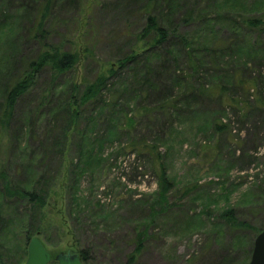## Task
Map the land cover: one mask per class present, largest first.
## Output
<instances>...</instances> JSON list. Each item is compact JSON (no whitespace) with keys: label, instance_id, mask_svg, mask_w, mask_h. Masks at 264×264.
Masks as SVG:
<instances>
[{"label":"rangeland","instance_id":"obj_1","mask_svg":"<svg viewBox=\"0 0 264 264\" xmlns=\"http://www.w3.org/2000/svg\"><path fill=\"white\" fill-rule=\"evenodd\" d=\"M22 1L0 0V68L7 82L15 79L17 67L23 68L40 51L53 47L76 50L83 58L54 85L60 90L61 84L74 83L78 96L85 84L93 82L99 72L106 74L108 66L132 48L140 54L138 69L131 63L117 64V73L106 82L113 89L119 83L126 88L104 90L108 93L101 97H120L121 104L111 113L117 120V133L102 152L105 159L91 162L85 171H81L78 146L87 144L86 135L91 140L104 134L103 121L95 124L91 120L95 105L78 106V125L63 150L54 144L59 143L64 113L39 124L31 117L25 122V114L34 115L37 97L49 86V68L39 73L33 90L17 100L0 132V168L5 176L0 180V191L8 182L11 189L20 190L15 181L22 187L32 172L35 181L43 175L41 188L48 194L45 205L36 210L34 219L28 216L25 224H32L31 238L36 235L42 240L51 264H57V254L79 249L86 250L88 264H217L225 257H232V264L242 263L245 253L237 240L242 236L248 242L264 229V31L248 29L243 20L264 11L253 5L258 0H246L247 7L236 9V33L229 27L232 17L212 0H183L174 15L175 31L148 53L138 49L143 25L139 13L145 0H51L48 10L41 9L44 0H34L30 3L33 14L46 12L47 33L42 39L31 34L27 22L22 26ZM164 12L158 16L159 23L168 26ZM182 37L191 43L188 49L183 47ZM148 40L143 42L150 45ZM175 43L183 53L178 59L171 51ZM203 46L211 53H205ZM85 47L93 53L88 55ZM198 60L202 66L193 68L191 63ZM146 68L153 72L155 86L151 89L143 77ZM199 86L208 91L223 86L226 96L239 102L232 107L220 92L199 91ZM165 87H172L173 100L163 103L161 98L159 103L155 94ZM191 93L198 99L187 103L189 97H185ZM28 123L32 124L33 137L28 136L25 143L20 128ZM215 123L224 125L223 129L216 130ZM144 142L156 146V158L150 153L140 156L131 149ZM159 167L176 182L168 191V203L163 205L166 210L148 222L150 207L160 208L154 202ZM76 184L77 195L83 199L77 216L71 212L78 208L71 197ZM185 185L189 191L182 194ZM0 207V217L9 219L6 224L20 232L17 225L30 204L8 194L0 198ZM227 209H233L237 221L247 226L228 223L221 216ZM196 215L201 219L193 222V229H187L186 219ZM142 231L147 234L141 249L129 262L128 255L138 246L137 233ZM22 232L15 235L21 245ZM13 246L7 245L9 251L0 247V264H12L17 258Z\"/></svg>","mask_w":264,"mask_h":264},{"label":"trees","instance_id":"obj_2","mask_svg":"<svg viewBox=\"0 0 264 264\" xmlns=\"http://www.w3.org/2000/svg\"><path fill=\"white\" fill-rule=\"evenodd\" d=\"M38 2L39 0H35ZM146 5L142 7V10L140 11L139 15L143 19V25L140 28L139 32V44L142 45L138 49L143 50L144 52L148 53L154 47H160L164 42H166L170 37L169 32L170 31H175L174 29V19H175V13L179 11V7L181 4H183V0H145ZM213 5L219 7L220 9H223V12L228 16L232 17L230 19L229 27L233 30L235 27H238L237 23L235 22L236 17L234 16L237 14L236 9H241L247 7L249 3L246 2V0H212ZM260 0L256 1L253 3V5H258L264 8V0L263 4L259 3ZM23 5L25 6V14L23 17L20 19V22L22 26L24 25V22H27V27L31 26V34L36 37V35L40 36V39L44 38L47 31L44 29V15L46 12H40L39 16H36V14H33V11L30 9V3L34 2V0H23ZM51 0H44L43 3H41V9H46L48 10V7L50 6ZM154 6V7H153ZM156 6V8H155ZM159 10V12H158ZM166 11L168 17V22L169 25L165 26V24L162 22L161 25L159 23V15H162V12ZM41 11V10H40ZM42 13V14H41ZM165 13V12H164ZM164 17V15H163ZM162 17V18H163ZM224 19V18H221ZM244 23L248 25V29H256L259 31H264V11L254 13L252 15H246V17L243 19ZM173 26V28H172ZM209 27L211 28V31H213V25L211 22H209ZM172 29V30H169ZM238 32L237 29L233 30V33ZM144 39H149L148 44L146 45L145 41L143 42ZM182 45L184 48H187L191 46L190 42H187L186 37H182ZM144 43V44H143ZM193 47H191L192 49ZM188 49V48H187ZM202 49H204L205 53H211L209 47L203 46ZM232 50V48H231ZM84 51L87 52L88 55H91L93 52H90L88 47L84 48ZM172 52L176 53V56L178 58L182 57V50L177 49L176 43L172 46ZM170 51V52H171ZM194 51V48L192 49V52ZM213 52V51H212ZM215 51L213 52V57L214 60L215 58ZM154 55V54H151ZM139 51L135 49H131V52L126 55L121 56L119 59H117V62L114 64H110L107 68V73L105 74L104 72H99L97 76L95 77V80L93 82L87 83L84 85V90L80 95L77 96V93L75 94L76 86L74 83L70 84H61V89L57 90L56 83L58 78L60 77H66V74L71 72V70L79 63V61L83 58V54L79 53L78 51H65L62 48H57L53 47L51 49H48L46 51H40L35 59H28V61L25 63V66L20 67L16 69L17 73L16 76L14 77V80H11L10 82L5 81L4 77H6V74L3 73V67L0 68V132L5 128V124L7 125L8 121L10 120L11 112L16 105L17 100L21 99L23 96H26L27 93H30L33 90V87L36 85V83L39 80V73L43 71L44 69L49 68L51 70V79L49 81V86L45 87L44 90L40 93V96L37 97V103L35 106H33V112L34 115L29 112H27L25 115L27 122L28 118L33 123L39 124L40 122H43L45 120H56V118L64 113L65 117L63 118V122H65L64 126H62V129L60 131V139L58 140L60 150H63L65 144L68 141H71V131L73 128H76L78 125V120H79V107L78 106H84L87 103H91L93 106L91 115L93 114L94 110H96V114L92 116V119L94 123L96 124L97 122L102 123L105 125L104 127V134L102 135H97L94 136L93 139L89 140V136H84L83 138H88L87 144L84 146L80 145L78 146V152H79V159L82 164H80L82 167L81 171H85L87 166H91V162L98 163L100 160H104L105 157L102 155V152L107 146V144L111 143L112 136L116 135L117 131V120H115L111 113H113L115 110V106H119L121 104L120 97H116V99L112 100L111 97H106V98H101L103 95L106 94L104 93V90H110L111 92H117L118 90H125L124 84L119 83L118 86H116L114 89L113 87H108L106 82L109 79L110 76H113L117 73V69L115 66L117 64H121V66H125L129 63L134 64L133 69H138L140 61H139ZM175 57V55H174ZM221 62L224 60L221 55L220 58ZM217 62V61H216ZM12 64V62H11ZM202 61L198 60L197 62L191 63V66L194 68L195 66H202ZM119 66V67H121ZM14 67L16 68L15 64ZM137 67V68H135ZM146 70H148L146 72ZM6 71V70H5ZM3 73V74H2ZM152 71L150 69L146 68L144 71V76L145 83H147L149 88L151 89L152 86H155L154 82H151V79L153 78L152 76ZM150 76V78H149ZM152 76V77H151ZM59 86V87H60ZM255 86V85H254ZM173 87V85H172ZM172 87H165L164 91H159L160 93L156 92L155 95H157V99L159 100L158 102L160 103L161 98H163V103H166L165 101H172V97H174ZM71 88L72 91H69L68 89ZM208 92V93H216L220 92L224 96V100L226 101L227 104H230V106L234 107L236 106L239 102L238 100H235L234 98H231L230 96H226V92L224 91V87L221 86L220 88H213L210 87V91L204 89L203 87L199 86V91ZM74 92V93H73ZM173 95V96H172ZM41 97V102H39V98ZM187 103H193L197 101V95L196 94H189L185 98H187ZM162 104V103H161ZM176 103H172L171 105L176 108L175 106ZM107 111V112H104ZM104 112V113H103ZM43 126V124H41ZM222 124H214V127L216 130H221L223 129ZM32 124L28 123V125L21 126L20 128V135H22L23 140H25V143L29 142L28 141V136L33 137L32 133ZM91 132V131H90ZM93 133V132H91ZM108 135V136H107ZM55 143V142H54ZM134 145V144H133ZM135 149L137 153L141 156L144 155L145 153H150L153 158H156L158 155V152H156V146L149 145L148 143L144 142L143 144L140 145H135V147H131V149ZM62 152V151H61ZM78 165V164H77ZM157 175H158V187L159 189L157 192L154 194L156 199H154V202L157 204H160L159 210H156L154 207H150L151 212L150 218L148 222H152L156 216L162 212H164L166 209L163 205L168 203V191L170 188L173 187V183L176 182V178H170L165 174V171L159 167V169H156ZM31 178L29 181L24 182L22 187V183H16L14 185H18L16 189L20 190H13L9 186L8 183H4L3 185V190L0 191V198H4L6 196H15L17 199L20 200V198L25 199L29 204H30V209L28 211H24L23 213V221L19 222V225H17V229L14 227H10L6 224V222H9V219H5L0 217V247H5L7 248V245L9 246L10 243H13L14 251L13 253L18 254L17 258H15L12 261V264H22L25 262L24 260L26 259L27 256V244L28 241H30L31 236L33 235L32 231L30 230L31 225L25 224V221L27 220V217H30V220L34 219V214L36 210L42 209V207L45 205V198L48 195L46 191H43L41 188L42 186V176L37 178V181L34 180L33 178V172L31 173ZM35 175L38 176L36 173ZM81 175V172L77 173L76 176L79 177ZM4 173L2 172L0 168V180L1 182L4 180ZM42 180V181H41ZM13 185V186H14ZM186 188L184 191H182V194H186L189 191V185H185ZM78 192V185L76 184L74 186V192L73 195H71L73 201L76 204V211L72 208L71 212L74 213L76 216L78 215V212L80 210L81 202L83 201L81 195H77ZM100 205V204H99ZM153 203H151V206ZM203 208L207 209V204H203ZM154 206V205H153ZM1 208V207H0ZM154 208V209H152ZM3 211L0 209V213ZM40 212V211H39ZM79 212V213H80ZM204 211H202V214ZM221 216L225 218V220L228 223L231 224H243V222L237 221V218L234 216V211L233 209H227L224 210L223 213H221ZM201 215H196V218L193 216H188L186 219V228L187 229H193L192 224L193 222L196 221V223L201 219ZM36 227V233L40 230L37 226ZM10 229V230H9ZM146 230V229H145ZM21 231H24L23 233V238H24V244H20L19 241L15 238V235L18 233H21ZM261 230L257 232L260 233ZM138 237L136 239V244L138 245L136 249L128 255L129 257V262H133L136 259L137 252L140 251L141 249V242L143 241V237L147 234L146 231L138 232L137 233ZM256 234V235H257ZM36 236V235H34ZM256 236L252 237L249 239L247 242L246 240L242 239L243 237L240 236L238 241L239 247H242L243 253H245L244 260L240 264H247V262L250 259L251 256V250L254 244V238ZM12 241V242H10ZM10 242V243H8ZM8 249V248H7ZM10 249H8L9 251ZM79 259H81L85 264H88V257L86 254V250L84 249H79L77 252H75ZM232 264V257L229 258H224L221 260L220 263L217 264Z\"/></svg>","mask_w":264,"mask_h":264},{"label":"water","instance_id":"obj_3","mask_svg":"<svg viewBox=\"0 0 264 264\" xmlns=\"http://www.w3.org/2000/svg\"><path fill=\"white\" fill-rule=\"evenodd\" d=\"M251 250V257L248 264H264V229L254 238ZM27 256L22 264H51V257L48 249L42 240L33 236L27 246ZM57 264H85L75 253L57 254L55 257Z\"/></svg>","mask_w":264,"mask_h":264}]
</instances>
